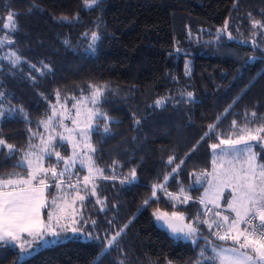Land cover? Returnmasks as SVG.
<instances>
[{
  "label": "trees",
  "instance_id": "1",
  "mask_svg": "<svg viewBox=\"0 0 264 264\" xmlns=\"http://www.w3.org/2000/svg\"><path fill=\"white\" fill-rule=\"evenodd\" d=\"M13 12L14 33L2 28ZM252 21L264 22V0H100L90 9L83 0H0V37L14 41L0 47V138L17 149L1 148L0 176L25 170L19 161L29 145H38L44 135L38 122L53 116V106L90 96V84L107 86L97 104L106 118L96 119L91 134L95 171L77 167L63 177L60 190L49 188L47 194L49 200L75 197L76 191L85 196L76 226L82 231L68 232L66 241L22 261L18 246H0V264H216L200 252L211 256L209 244L231 241L217 240L204 225L196 243L186 241L159 230L153 213L181 212L190 223L204 209L198 203L204 186L196 178L212 171L211 145L226 138L215 133H228L233 120L243 125L246 113L264 116V31ZM94 31L101 38L90 49ZM12 52L21 57L18 63L5 58ZM209 125H216L215 132ZM55 147L69 157L68 144L58 141ZM255 152L264 163V147ZM132 169L136 181L122 184ZM165 177L168 192L182 186L191 199L170 201L158 189V199L145 205L152 186ZM121 229L108 248L107 240Z\"/></svg>",
  "mask_w": 264,
  "mask_h": 264
},
{
  "label": "snow or ice",
  "instance_id": "2",
  "mask_svg": "<svg viewBox=\"0 0 264 264\" xmlns=\"http://www.w3.org/2000/svg\"><path fill=\"white\" fill-rule=\"evenodd\" d=\"M99 2L100 0H83V6L85 9H90L98 5ZM15 15H18V13L13 12L6 17L7 22L3 23V29L13 33L17 31L18 26L14 20ZM61 19L68 20L69 18L65 16ZM252 25L254 28L259 27L264 31V22L252 21ZM226 28L227 22H225V28L218 31L217 40L220 39L221 34L226 32ZM85 35L88 34L85 33ZM226 35L230 40L235 39L230 32H227ZM90 38L92 44L89 45V48L93 49L101 36L99 32L94 31L91 33ZM11 43H14V41L10 40L8 36L0 37V47ZM5 58L13 64L21 60V57L15 52ZM31 67L36 68L35 65H31ZM88 87L91 92V103L96 104L107 86L97 87L90 84ZM187 95L189 97L193 96L191 92H188ZM0 96H3V93H0ZM57 101H59V92H57ZM164 102V99H161L155 103L157 106H161ZM73 107L75 108L76 105L74 104ZM2 115L3 112H0V116ZM54 115L55 106H53V116L48 118V123L40 121L38 124H43L47 128ZM96 115L106 118L104 113H93L88 110L85 120L89 128H91V120ZM76 116H80L79 109H77ZM57 123L62 125V120H58ZM72 123L75 125L77 120L72 118ZM136 123H139V121H136ZM257 124L258 126L249 127V125ZM215 129L216 125H209V132H215ZM104 131L107 132L108 128L105 127ZM215 134L218 138L222 135L226 138H220L218 144L211 145L214 152L212 172L201 173L195 182L196 184H207L204 196L198 200L199 204L204 205V209L197 213L188 224H183L185 217L181 212L173 211L169 216V213L157 210L153 215L157 221H163L173 234L182 233L185 239H191L193 243H196L198 236H202L201 225L206 226L210 235L217 240L232 242V245L227 248L222 245L209 244L214 255L205 256V252L202 250L200 256L204 257L205 260L218 261L219 264H264V163H257L256 154L253 152L254 147H264V116L258 118L256 112L246 113L243 125L237 127V122L233 120L228 133L216 132ZM32 135L36 136L37 133H32ZM79 135L86 140L89 132L81 131ZM207 135L209 133H205V136ZM60 139L61 141H68L70 138L61 136ZM221 145H227L228 148L224 149ZM0 147H7L10 153L17 151L13 145L6 144V141L2 138H0ZM29 147L37 146L29 145ZM39 147L41 155H47L50 158L55 156L57 162L63 160V157L54 149L44 145ZM217 149H220L219 153H216ZM90 150L94 151V149ZM30 155L32 154L25 153L24 158L18 165L26 168V177L19 173H8L0 176V246L10 243L15 244L20 248L22 256L32 254V251L35 250L33 242H35L36 248H39L60 240L68 232L73 235L80 233L82 228L75 226L79 223L76 219L75 204L77 200L83 202L85 199V196L76 191L71 203L67 198H58L57 196H53L49 200L45 195L46 190L49 188L61 189L62 178L65 172L68 171L69 165L65 163L64 170L57 173L55 167L44 168L38 162L41 156L29 159ZM73 155L75 157V152ZM229 156L231 159L226 161L228 166L224 167L225 157ZM173 159L170 157L168 163L172 164ZM93 163L91 157H88L87 166L89 171H91ZM180 163H183V161ZM84 164L85 161L81 160V165ZM178 169L179 165H176L172 169V173H176ZM97 171L102 176L103 170L98 169ZM49 173L54 181L51 185L46 183ZM209 177L211 178L209 179ZM102 178L108 179L109 177L102 176ZM83 179L85 185H87L89 177L85 176ZM136 179V170L132 169L130 175L125 176L120 182L122 184L134 183ZM167 179L168 177H165V183L152 186V196L144 201L145 205H148L153 198L158 199V189L162 194H166L170 201L186 203L191 199L182 186L179 188L178 193L168 192L165 187ZM67 186L73 187L70 180L67 182ZM224 188L230 189L229 196L225 200V207L223 210L212 212L207 205L210 203L213 208L220 209L219 200ZM90 194L95 195V185H93ZM97 203H102V201L97 200ZM170 206L174 208L175 203H171ZM44 210H46V213ZM210 212L214 217L213 219H201V216H207ZM226 212L228 214H225ZM177 219L181 222L179 227L175 223ZM256 221H259V223H255ZM92 223L95 224V221H92ZM241 225L244 226L243 229ZM126 227L127 225L124 226V228ZM122 231L123 229L117 231L111 239L107 240L108 248L113 246L117 236ZM25 234L27 238H25ZM84 235L90 236L91 233H84ZM204 239L207 241L208 238L204 237ZM197 264H202V261L198 260Z\"/></svg>",
  "mask_w": 264,
  "mask_h": 264
},
{
  "label": "rangeland",
  "instance_id": "3",
  "mask_svg": "<svg viewBox=\"0 0 264 264\" xmlns=\"http://www.w3.org/2000/svg\"><path fill=\"white\" fill-rule=\"evenodd\" d=\"M4 56H5V53H2L0 51V58H4ZM1 60L2 59H0V65L2 62ZM1 101H2V98L0 96V103H1ZM99 101H100V99H99ZM99 101L96 104H92L91 103V95L88 97L86 96L83 98L81 97L79 99L78 98L73 99L72 101H65V100L59 101L55 107V115H54L51 123L49 124V126L47 128L44 127V135L41 136V139L39 140L38 145H36L37 147H31L29 153H31L32 155H30L28 158L29 159H35V157L41 156V159L38 162L40 164H42L44 168L55 167L57 173L63 171L65 168V163H67L69 165V168H68V171L65 172V175L71 174V172L77 167H82L83 169H86L89 171L88 166H87L88 165V157H91V160L94 162L93 151L90 150V149H93L92 145H91V134L95 129L96 119L101 118V117L99 115L94 116L90 122L91 128H89L88 123L85 120V116H86L88 110H91L93 113L99 112L97 109V104L99 103ZM74 104L76 105L75 108L73 107ZM1 108H2V106L0 104V112H3L1 110ZM77 109H79V111H80L79 117L76 116ZM3 114H4V112H3ZM72 118H75L77 120V123L75 125L72 123ZM1 119H2V116H0V121H1ZM58 120H62V125L57 123ZM46 123H48V121ZM81 131H88L89 132V136L86 140L79 135V133ZM61 136L69 137L70 139L68 141H61V139H60ZM58 141L68 144L69 149H70L69 157L68 156L66 157V152H63L62 150L56 151L55 145L58 143ZM253 143H255V142H253ZM40 145H44V146H47L51 149H54L55 152H58L60 154V156L63 157V160L59 161V163H58L57 158L55 156H52L50 158L47 155H41V151H40V147H39ZM221 147L224 149L228 148L227 145H222ZM1 148L2 147H0V151H1ZM219 151H220V149H217L216 153H219ZM74 152H75V157L73 155ZM253 152L256 154L255 147L253 148ZM256 157H257V154H256ZM229 159H231L230 156L225 157L224 167L228 166L226 161ZM51 160H54V163H52ZM81 160L85 161V164L83 166L81 165ZM257 163H261L259 161L258 157H257ZM21 167L25 168L24 166H21ZM95 169H96L95 163H93L92 169L89 172H94ZM21 172L22 173H19L20 175L25 176V177L27 176L26 168L24 171H21ZM211 172L212 171H209L207 173H211ZM49 177L52 178L50 173L48 174L46 181L48 180ZM210 178L211 177H209V179ZM73 183L74 182H72V184ZM200 185L204 186V189L202 192L203 196H204V191L207 188V184L201 183ZM229 192H230L229 188H224V191H223L221 198L219 200L220 209H224L225 205H223V203L228 198ZM79 193H80V191H79ZM80 195H83V194L80 193ZM63 197L67 198L70 203H71L72 199L74 198V196L72 197V195H65ZM81 204H82V202H80L79 200L76 201L75 208L77 210V214H76L77 220L79 218V212H80ZM207 207H208V209H211L212 212L214 211L212 204L209 203L207 205ZM226 214H228V213L226 212ZM170 215L171 214H169V216ZM209 217H211V216H209ZM212 218H214V217L212 216ZM75 226H77V224ZM241 228H242V225H241ZM67 239H68V236H62V238L60 240H58L54 243L48 244V245H44V246L39 247V248H36L35 242H33V248L35 250L32 251V254L30 256H28V255L22 256V254H21L20 261H22L28 257H31L32 255H34L36 252L40 251L41 249H44V248H46L50 245L56 244L58 242H64ZM221 245L223 247L227 248V247H230L232 244H229V245L228 244H221ZM213 255H214V253L212 252L211 256H213ZM214 262L216 264H219L218 261H214Z\"/></svg>",
  "mask_w": 264,
  "mask_h": 264
},
{
  "label": "water",
  "instance_id": "4",
  "mask_svg": "<svg viewBox=\"0 0 264 264\" xmlns=\"http://www.w3.org/2000/svg\"><path fill=\"white\" fill-rule=\"evenodd\" d=\"M175 223H176V226L177 227H179V226H181V222L177 219L176 221H175ZM183 224H186L184 221H183ZM156 226H157V228L159 229V230H161V231H165V232H167V233H169V234H171V235H174V236H176V237H179V238H182V239H184V240H186V241H188L189 239H185L184 237H183V234L182 233H176V234H173L172 232H171V230L163 223V221H157L156 222Z\"/></svg>",
  "mask_w": 264,
  "mask_h": 264
},
{
  "label": "crops",
  "instance_id": "5",
  "mask_svg": "<svg viewBox=\"0 0 264 264\" xmlns=\"http://www.w3.org/2000/svg\"><path fill=\"white\" fill-rule=\"evenodd\" d=\"M47 194H48V189L46 190V193H45V195L47 196ZM212 207V206H211ZM215 209V208H214ZM218 210H220V209H218ZM243 229V228H242ZM25 238H26V234H25Z\"/></svg>",
  "mask_w": 264,
  "mask_h": 264
},
{
  "label": "built area",
  "instance_id": "6",
  "mask_svg": "<svg viewBox=\"0 0 264 264\" xmlns=\"http://www.w3.org/2000/svg\"><path fill=\"white\" fill-rule=\"evenodd\" d=\"M211 208V207H210ZM255 223H259V221H256ZM243 226V225H242ZM244 227V226H243Z\"/></svg>",
  "mask_w": 264,
  "mask_h": 264
}]
</instances>
